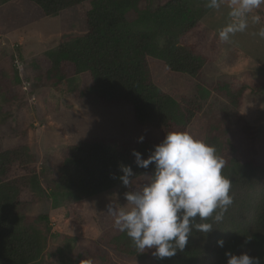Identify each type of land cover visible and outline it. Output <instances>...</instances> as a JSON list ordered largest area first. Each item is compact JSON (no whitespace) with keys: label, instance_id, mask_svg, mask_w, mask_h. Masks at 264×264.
<instances>
[{"label":"trees","instance_id":"obj_1","mask_svg":"<svg viewBox=\"0 0 264 264\" xmlns=\"http://www.w3.org/2000/svg\"><path fill=\"white\" fill-rule=\"evenodd\" d=\"M30 1L44 16L90 4L85 12V35L65 33L54 50L40 56L44 68L53 74L51 80L88 72L91 82L81 95L93 96L103 107L129 105L137 125L162 133L158 140L100 136L66 145L56 176L47 183L52 206L66 207L71 201L79 205L89 196L116 187L122 183L118 179L123 174L121 164L131 166L130 185L139 190L148 182L154 165L138 167L132 150L146 159L168 132L187 131L215 147L225 160L222 174L232 182L234 203L223 221L214 223L210 233L193 231L185 249L170 258H155L151 255L154 249L139 253L127 235L117 230L106 245L120 255L150 258L154 264H226L225 252L247 253L264 264V158L242 156L237 147L223 153L224 143L216 135H207L208 127L195 124L201 111L199 102L176 87L169 88L163 78H196L209 61L200 15L186 0ZM131 13L138 15L129 19ZM15 162L28 163L21 148L0 151V264H41L49 230L42 231L37 222H47L48 215L28 219L25 209L33 203L43 173L10 175ZM220 239L223 248L217 246ZM74 248L57 245L55 264H106L107 256L94 253L97 249L86 255Z\"/></svg>","mask_w":264,"mask_h":264},{"label":"rangeland","instance_id":"obj_2","mask_svg":"<svg viewBox=\"0 0 264 264\" xmlns=\"http://www.w3.org/2000/svg\"><path fill=\"white\" fill-rule=\"evenodd\" d=\"M186 1L200 15L209 61L196 78H163L169 88L176 87L199 102L201 111L195 124L208 127L207 135H216L224 143L223 153L237 147L242 156L264 158V39L253 35L264 27V6L249 14L246 32L221 42L219 31L232 22L227 0L219 9L208 7L209 0ZM89 8L86 2L81 10L70 7L55 16H44L30 0H0V151L19 147L28 158L25 166L15 162L10 175L43 173L34 201L25 209L28 219L48 215L47 222H37L42 231L49 230L41 264H55L57 245H73L86 255L97 249L94 253L107 256L106 264H154L150 258L120 255L106 245L115 232L107 206L126 205L124 193L136 191L131 185L118 183L79 205L71 201L66 207L54 208L49 195L47 183L56 176L66 145L100 136L162 137L159 129L137 125L131 106L103 107L93 96L81 95L91 82L88 72L53 81V74L40 61L65 33L85 35ZM256 14L261 16L259 24L251 21Z\"/></svg>","mask_w":264,"mask_h":264},{"label":"clouds","instance_id":"obj_3","mask_svg":"<svg viewBox=\"0 0 264 264\" xmlns=\"http://www.w3.org/2000/svg\"><path fill=\"white\" fill-rule=\"evenodd\" d=\"M222 2L209 0L207 6L219 9ZM262 6L264 0H227L232 22L219 31V40L230 42L237 33L246 32L249 14ZM251 21L259 24L261 16L252 15ZM253 35L264 39V27ZM131 154L140 168L154 165L153 173L139 190L124 193L126 205H108L106 213L113 217L114 229L126 234L139 253L154 249L151 255L157 259L175 256L185 249L193 231L210 233L234 203L232 182L222 174L225 160L215 147L187 131L168 132L146 159L136 150ZM119 170L123 174L118 179L128 187L134 176L131 166L121 164ZM216 243L224 247L222 239ZM225 256L226 264H261L260 258L247 253L225 252Z\"/></svg>","mask_w":264,"mask_h":264}]
</instances>
